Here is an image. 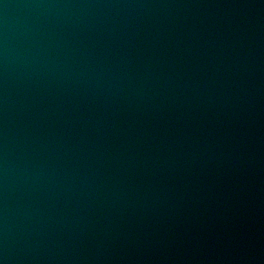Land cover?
Masks as SVG:
<instances>
[{
  "label": "water",
  "instance_id": "obj_1",
  "mask_svg": "<svg viewBox=\"0 0 264 264\" xmlns=\"http://www.w3.org/2000/svg\"><path fill=\"white\" fill-rule=\"evenodd\" d=\"M0 264H264V0H0Z\"/></svg>",
  "mask_w": 264,
  "mask_h": 264
}]
</instances>
